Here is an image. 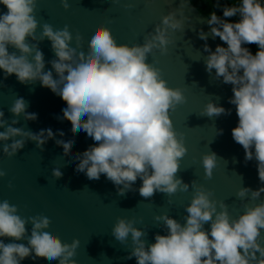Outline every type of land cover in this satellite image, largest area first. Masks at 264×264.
<instances>
[{
  "label": "clouds",
  "instance_id": "obj_1",
  "mask_svg": "<svg viewBox=\"0 0 264 264\" xmlns=\"http://www.w3.org/2000/svg\"><path fill=\"white\" fill-rule=\"evenodd\" d=\"M37 3L38 0H0L6 9L0 12V70L5 79L14 74L21 84L39 82L59 96L65 103L63 118L70 119L72 130L83 131L98 142L73 154L78 161L75 171L84 173L89 180H99L104 174L121 195L132 190L147 199L156 192L171 195L178 190L187 191L189 184L176 176L187 147L170 118V111L186 98L179 88L168 86L160 69L147 62L154 49L167 51L168 31L180 29L182 21L170 12L142 44L131 46L118 44L108 27L96 25L87 50L80 46L78 51L71 46L72 34L67 25L54 30L46 23L42 33L36 35ZM61 4L66 11L69 9L68 0H61ZM233 17L237 19H229ZM206 23L209 30L198 32L199 39L205 41V70L210 75L215 70L214 79L232 85L233 95L228 102L235 106L238 117L232 137L242 145L245 162L257 161L261 182L255 190L241 187L237 196L243 199L250 193L252 199H258L264 193V0H235L222 8V16L211 12ZM209 36L213 40L219 37L227 46L217 44L213 51L207 43ZM45 39L50 41L55 56L48 61V71L39 48ZM250 44L258 46L255 54L246 46ZM10 47L17 51L10 52ZM27 108L23 97L16 98L8 110L14 117L11 121L0 110L3 154H18L28 141L43 151L50 139L68 153L74 136H65L60 130L57 137L51 127L35 133L16 127L21 116L25 121L37 119V114ZM231 111L209 100L202 115L219 117L230 115ZM222 134L223 129H218L217 135ZM217 160L215 152L202 157L208 178L212 177ZM53 174H62L60 164L53 165ZM5 175L0 170V178ZM138 178L142 183L136 189L133 185ZM210 195L201 187L195 189L185 207L183 224L166 213L156 216L165 234L156 233L154 243L143 239L146 233L134 226V220L123 217L114 224L112 235L122 243L130 235L132 247L127 258L135 257L136 264H264V202L245 204L243 213L231 219L226 205L221 202L218 210L217 201ZM17 213L16 206L0 201V264H22L28 257L40 256L58 260V264H77L72 258L80 243L78 239L62 242L46 226L50 222L46 212L27 219ZM29 222L30 235L26 228ZM207 222L210 226L205 228ZM25 237L26 243H18ZM6 238H11V242L5 243Z\"/></svg>",
  "mask_w": 264,
  "mask_h": 264
},
{
  "label": "water",
  "instance_id": "obj_2",
  "mask_svg": "<svg viewBox=\"0 0 264 264\" xmlns=\"http://www.w3.org/2000/svg\"><path fill=\"white\" fill-rule=\"evenodd\" d=\"M68 3L66 11L61 0H38L34 11L38 21L36 35L42 33L46 23L54 30H62L67 25L72 34L71 46L78 51L80 46L87 50L90 33L96 25L108 27L118 44L131 46L142 44L170 12L182 21L180 29H169L167 51L161 53L154 49L148 54L147 62L160 69L168 86L179 88L186 98L170 111V118L178 137L183 138L187 147L176 176L188 183L189 189L171 195L156 192L146 199L132 190L121 195L104 174L99 180H89L84 173L76 172L78 161L74 160L73 154L98 142L83 131L72 130L70 119L63 118L65 103L59 96L41 87L39 82L21 84L14 74L5 79L0 70V110L5 112V119L11 121L14 118L8 110L16 98L23 97L28 103L26 110L36 113L37 119L25 121L21 116L16 127L34 133L51 127L57 137L60 130L65 136L75 137L68 153L54 139L44 145L43 151L35 142L28 141L12 157L3 154L0 144V170L6 173L0 178V201L7 200L16 206L17 214L25 219L46 212L50 217L46 226L62 242L80 241L72 258L77 264H136L135 257L127 258L132 247L130 235L123 243L112 235L118 218L134 220V226L146 233L143 239L148 244L154 243L156 233L165 234L162 222H157L155 217L166 213L183 224L187 215L185 207L197 187L211 193L210 199L217 201L218 210L223 202L231 219L243 213L245 204L255 206L264 202V193L258 199H252L250 193L243 199L237 196L241 187L253 190L261 187L257 161L245 162L242 145L233 140L232 129L237 125L238 117L235 106L228 102L233 95L232 85L214 79L215 70L213 75L205 70V41L199 39L198 32L201 29L207 32L210 26L206 23L207 16L192 0H68ZM5 11L0 5V12ZM207 43L213 51L217 44L227 46L219 37L213 40L209 36ZM39 48L44 53L45 71H48L51 69L48 61L55 58L50 41L40 42ZM9 51L17 50L10 47ZM209 100L226 109L231 108V114L211 118L202 115ZM218 129H223L222 135H217ZM209 152H215L218 159L211 178L205 175L202 164V157ZM54 164L61 165L60 176L53 174ZM141 183L138 178L133 187L138 189ZM209 226L210 222H207L205 228ZM26 228L30 235V222ZM26 240L27 237L18 243H26ZM4 242H11V238ZM22 264H58V260L28 257Z\"/></svg>",
  "mask_w": 264,
  "mask_h": 264
},
{
  "label": "trees",
  "instance_id": "obj_3",
  "mask_svg": "<svg viewBox=\"0 0 264 264\" xmlns=\"http://www.w3.org/2000/svg\"><path fill=\"white\" fill-rule=\"evenodd\" d=\"M193 4L206 16H208L211 12L215 11L217 15L222 16V8L224 6H231L235 3V0H192ZM219 4V7L217 6ZM231 20H235L237 18H229ZM250 48L253 54L258 50V46L256 44L246 45Z\"/></svg>",
  "mask_w": 264,
  "mask_h": 264
}]
</instances>
